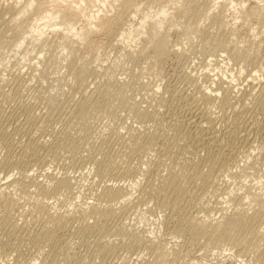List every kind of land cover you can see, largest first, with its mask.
<instances>
[{
	"label": "rangeland",
	"instance_id": "1",
	"mask_svg": "<svg viewBox=\"0 0 264 264\" xmlns=\"http://www.w3.org/2000/svg\"><path fill=\"white\" fill-rule=\"evenodd\" d=\"M129 1L142 7L123 28L150 14L145 27L158 23L169 40L165 61L146 31L93 33V49L73 34L72 49L61 42L72 26L94 32L100 10L115 17ZM71 7L84 13L73 25L61 17ZM0 36L11 42L0 52V185L28 172L75 186L58 185L45 208L18 191L0 205V264H264V0H0ZM202 107L222 139L209 155L197 126L181 125ZM133 109L146 110L145 123ZM105 165L116 174L99 173ZM134 182L107 225L54 224L73 204L96 209L105 186ZM242 212L244 228L227 236ZM256 213L260 222H249Z\"/></svg>",
	"mask_w": 264,
	"mask_h": 264
},
{
	"label": "bare ground",
	"instance_id": "2",
	"mask_svg": "<svg viewBox=\"0 0 264 264\" xmlns=\"http://www.w3.org/2000/svg\"><path fill=\"white\" fill-rule=\"evenodd\" d=\"M106 2H108V0H106ZM82 4H84V2H82ZM232 4H234V2H232ZM102 6H104V8H106V4H102ZM141 7H142V5L137 6L136 4H134L133 2H130V1L125 2L123 4H119L118 6L115 7V10H119L120 13L115 17H108V16L102 17V16H100V14H102V10H100V14H96V16H98V22L93 24V26L95 25L94 26V32L84 30V31H81V33H80L74 28V26H72L70 29V32L65 34L61 38L62 41L61 40L60 41L63 42L68 49H72L74 42L68 36L73 34L74 36H76V38H78V36H79V38L83 37L84 40L87 41L88 47L90 49H93V48H96L97 46H99L98 44H95V42H93L91 40V35L93 33H95V34H101L102 33V35L106 36L107 39L112 40V39L118 38V37L121 39H130V37H132V34L134 32L143 33L142 31H146L147 35L149 37V40H150V44H151L150 48L153 49V52L156 55V58L159 61L163 62L167 59V57L169 58V53H170L169 52V40H168V37L165 33H161V30L159 29L160 26L158 27V23L150 22L148 29L145 27V25H147V23H148L147 20H149L148 16H150V14H148V16H146V18H144V19L143 18L139 19V21H140L139 26H138V24L133 25L132 20H129V22L131 23V25L129 26V31H130L129 33H126V30L123 28V26H125V24L123 23V19L124 18L135 19L137 17L138 8H141ZM34 8L36 9V7H34ZM71 8H72V10L66 9L67 11H62L61 17L64 21L73 25L74 22H76L78 19L81 18L80 15L84 14V13L83 12L80 13V11H77L78 9H76V8H75V10H73V7H71ZM78 8H80V6H78ZM130 8H132V9L136 8L135 9L136 11L131 13ZM150 10H152V8H150ZM34 12L36 13L35 10H34ZM37 12H38V10H37ZM210 12H212V11H210ZM217 14L218 13L215 14L216 16H214V14L211 16H213L215 19H218L220 17V15H217ZM35 15L37 16V14H35ZM152 16H154V14H152ZM38 24H42V22H38ZM30 26L31 25H29V27ZM32 26H33V24H32ZM31 28H33V27H31ZM43 28H44V26H43ZM24 30H27L25 28V25H24V28H23V26L18 27V31H16L17 34L16 33H15L16 35L14 34L16 36V39H17V37H19L18 36L19 34H23L22 32H24ZM25 35L23 37L22 36L19 37V39H18V41L19 40L21 41V44H18L19 48H20V46H23L25 44V42L27 41V38L25 37ZM13 37L14 36H12V38ZM9 42H10V40H9L8 36H6V37L0 36V52L2 50H4L5 48L9 47V44H8ZM114 42H112V43H114ZM65 52H66V50H65ZM106 92H109V91H106ZM207 92L210 95L214 94V92H212V90H207ZM216 94H218V92H216ZM185 102H186V100H185ZM189 102L190 101L187 100L186 103H189ZM190 104H195V103H190ZM188 106H189V104L187 105V107ZM194 106H197V105H194ZM104 107H105L104 102L100 101V102H97L95 104V108H97V109H103ZM183 107H185L184 104H183ZM183 107H182V110H183ZM190 107H192V106H190ZM190 107H189V110H191ZM202 108H204V107H202ZM133 110L134 111H131V113L137 119H139L140 122L145 123L147 118H148V114H147L146 110H141V109H133ZM196 110L197 109H195V112H196ZM199 111H200V109H199ZM80 114H81V110L78 109L76 112V116H79ZM181 114H179V115L182 116ZM186 114H188L187 117L189 118L190 114L189 113H186ZM191 114H193L192 117L190 116L191 118L184 121V123L182 122L181 125L183 127L188 128L189 130L192 129V128H190L191 124H194L195 126H197L196 128H198V130L196 129V131H193V136H194L193 138L196 139V141L200 147L208 150L207 155H209V151L214 150V148L217 147V146H215V144H219L218 143L219 139H217V138L219 137L220 134L219 133H218L219 135L217 134V131H216L217 127L214 124V121L210 118V114H208L207 107L202 109V111L199 113H192V111H191ZM183 119H182V121H183ZM175 121H177V120H175ZM142 128H143V126H141V129ZM144 132H145V130H144ZM144 132H143V130L135 129V131H133V133H132V136L136 139H139V138H142L144 136V134H145ZM220 140H222V139H220ZM218 147H221V145ZM34 156H37V154H35ZM116 172H117V168L114 165H105L102 169L99 170V173H101V174H105V173L109 174L110 173L109 175H111V173L116 174ZM26 174L27 175L19 181H14V182L9 183V184L6 183L5 185H0V205H6L9 201V199H13V198H15V196H17L18 192H21V193L24 192L27 197H30L31 194H33V196H34V193H35L37 195V199H35V200L32 199L31 202H34L37 205H44L43 208H45V206L48 205V203H49L48 202L49 198L46 195L55 192V188L58 185H62L61 188H63V189H68V190H71L72 188L75 189V186H73L69 180H62L61 181V180H58V178L56 176L54 177L51 175L52 177H50V178H52L53 184H54L52 186L49 183L47 185H45L43 183L40 184L38 182V180L35 179V177H33V176L31 177L30 175H28V172ZM134 183H132L133 185L132 184H130V185L123 184V186L120 185L119 187H114V186H108L107 187V186H105L106 188L104 187V191L101 194L95 195V199L97 200V202L95 204L98 203V206H96L97 207L96 209L93 208V211L92 210L86 211L82 207V204L81 205L73 204L72 207L74 206L75 208H73V210L66 211L65 214L57 217L56 220L54 221V224L57 226H62V225H65L67 220H69L71 218H77L80 221V223H81L80 227L83 230L84 229L88 230L91 227L98 228V227H103V226L107 225V223H109L112 219H115L118 216V210H119L117 208L118 204L119 205H125L131 201V198L133 196L132 192L135 191V189L137 188V185H138V182L135 184ZM10 188H12V189L10 190ZM179 192H180L179 190L175 191L176 194ZM94 207H95V205H94ZM245 215H246V212H242V213L236 214L232 218L228 219V221L226 223V227L224 229L226 231L225 234L227 236L234 235V233H232V232L235 231L236 229L239 231V230L244 228V225L241 223V220L243 219V217H245ZM259 217H260L259 213H256L255 215L253 214L251 216L252 219H250L249 222H251V221H253L255 223L260 222ZM74 220H76V219H74ZM216 230H217V228H215V227H212V226L208 227L209 232H215ZM163 249H164V245L159 243L157 245V250H163Z\"/></svg>",
	"mask_w": 264,
	"mask_h": 264
}]
</instances>
